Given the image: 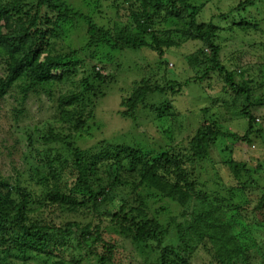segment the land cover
I'll use <instances>...</instances> for the list:
<instances>
[{
  "label": "trees",
  "instance_id": "obj_1",
  "mask_svg": "<svg viewBox=\"0 0 264 264\" xmlns=\"http://www.w3.org/2000/svg\"><path fill=\"white\" fill-rule=\"evenodd\" d=\"M83 1L89 6L86 12L74 10L65 0H0V59L4 67L0 99L10 90L17 97L9 125L13 129L14 125L28 127L26 98L42 94L56 103L60 124L50 125L36 139L26 135L23 158L27 168L14 181L0 174V264H14L9 262L13 256L17 264H29L31 257H43L46 264L50 259L51 264H120V241L113 235L137 246L154 241L162 249L155 261L145 257L143 264H192L196 253L209 257L210 264H264V251L255 235L264 225V186L252 177L257 169L264 171L262 165L248 168L234 159L223 162L237 178L245 170L248 184L260 192L249 207L247 198L233 201L234 188L228 196L202 190L195 169L198 162L209 157L210 146L221 139L247 145L264 141V128L257 127V119L249 111L254 101L243 84L246 81H235V74L242 76V71L225 67L219 60L220 47L215 44L219 32L262 29L264 0H225L234 2L205 21L200 19L205 7L220 0H112L116 16H126L125 23L114 21L112 28L98 25L93 18L102 11V0ZM252 11L260 12L261 17H249ZM80 22L86 25L88 35L82 47L67 41L63 46L56 43L59 36L70 38ZM185 40L198 42L196 51L185 56L188 71L195 72L192 80L202 83L216 74L226 82L224 90L245 97V107L237 108L240 132L212 120L190 139V154L162 147L161 141L157 146L150 144V148L138 142L98 141L95 152L77 145L78 138H84L91 129L97 104L92 98L101 96L102 91H97L98 85L115 79L111 73L103 75L105 65L97 69L92 55L89 60L94 63L88 65L80 51L105 46L119 51L146 48L161 62L168 49ZM159 61L157 67L166 71L167 61ZM150 80L149 76L131 84L120 103L119 115L133 119L148 96L181 90V84L175 88L172 82ZM65 81L71 90L60 86ZM255 99L263 104L264 94ZM222 105L228 111L225 101ZM164 110L170 112V107L166 104ZM230 120L234 121L228 118L227 124ZM93 183L100 189L94 191ZM113 199L118 203L111 207ZM149 199L179 205L181 220L172 218L173 225L164 226L150 211ZM190 201L195 204L189 210ZM156 208V213L169 212L168 205ZM84 211L91 217L87 222L54 221L66 213L79 215ZM172 232L177 247L173 238L162 247Z\"/></svg>",
  "mask_w": 264,
  "mask_h": 264
},
{
  "label": "rangeland",
  "instance_id": "obj_2",
  "mask_svg": "<svg viewBox=\"0 0 264 264\" xmlns=\"http://www.w3.org/2000/svg\"><path fill=\"white\" fill-rule=\"evenodd\" d=\"M65 1L74 10L86 12L89 9V6L84 4L83 0ZM121 1L117 0V3H121ZM112 2V0H102L100 14H94V11H92L91 15L94 14L93 18L98 25L112 28L114 21L125 23L126 16L120 18L117 15L119 17L117 18ZM233 2L225 3V0H220L209 3L201 13L200 19L205 21L210 19L213 14H218L223 10L226 11ZM253 15L261 17V13H256V11L250 12L249 17ZM261 27L260 30L248 32H219L215 38V44L220 47V62L228 69L236 70V72L242 71V76L235 74V81L241 84L246 81L243 84L250 90L253 97L252 101H254L253 107L249 111L256 117L257 127L264 128V103L255 102L257 100L255 98H259L262 93L264 94V24ZM178 29L180 28L178 27ZM66 37L67 35L59 36L55 41L60 46H63V41H67L73 47H82L88 39L86 25L80 22L76 29L71 31L70 38L67 39ZM196 46H198V42L185 40L175 49H168L164 56L165 59L162 60L167 61L166 71L162 66L157 67L156 64L159 61L157 54L146 48L135 51L130 49L119 51L111 50L105 46L88 47L86 50L80 51L81 57L87 59L88 62H85L88 65L94 63L89 60L92 55L96 59L97 69L105 65L106 70L103 75L111 73L115 79L113 83L108 84L107 81H103L102 86L98 85L99 90L97 91L102 90L103 93L101 91V96L92 98V101H95V103L97 101V104L94 117L90 121L91 129L88 134L84 133V138H78L77 145L83 148L91 147V151L95 152L99 149L97 146L98 141L138 142L145 148H150L152 144L157 146V141H161L159 144L162 147L166 145L167 149L174 148L182 153L190 154L188 151L190 139L200 127L202 128L204 124H210L212 120H217L219 123L223 122V127L226 126L236 133L240 132L241 119H237L241 116L238 114L237 110L239 109L237 108L245 107V97H238L233 91L224 90L223 86L226 85V82L222 81L216 74H211V78L202 83L191 79L195 72L192 69L188 71L185 56L193 54L196 51ZM56 49L58 51L60 48L56 47ZM110 53H112L111 56ZM162 61L159 62L162 63ZM3 71L4 67L0 59V76ZM149 76L151 83L164 84L166 81L172 82L175 88L181 84V90L174 93L169 91L148 96L142 105L143 108H139L135 118H123L118 113V110L122 109L120 105L122 98L130 92L131 84L134 81L139 82V80L149 78ZM188 79L191 80L184 85ZM207 83L211 85V88L206 85ZM60 86L71 90L66 81L60 83ZM15 95L16 92L10 90L4 98L0 99V174L10 181H14L16 175L23 173L27 168V161L23 158L28 144L26 135L30 134L36 139L39 134L42 135L47 132L50 125L60 126L57 122L56 103L42 94L40 96L31 95L26 98L27 116L25 126L28 125V127H24L23 124L14 125L15 128H11L8 120L11 118L16 103L15 98L17 97H14ZM224 101L227 103L228 111L222 105ZM166 104L170 107V112L164 110ZM88 109L87 106L85 114ZM173 110L176 112L174 113ZM228 118L234 119V121L230 120L231 122L227 124L226 120ZM25 128H28L27 133H24ZM125 132L126 134H124ZM34 144L39 145V142L35 141ZM229 148L231 151H229ZM230 159L243 162L248 168H254L258 164H261L264 168V141L258 139L247 145L232 139H221L210 146L209 157L198 162L195 167L199 180L202 182L201 188L207 192L217 191L223 196H228V191L234 188L233 201L238 203L241 198H247L249 200L248 207L252 206L257 201L256 194L259 195L260 192L251 188V183L248 184V181H246L247 176L244 175L246 172L241 170L242 168H240V176L235 177L231 168L223 163L224 160ZM252 177L259 186H264V171L262 169H257ZM93 185L94 191L100 189V187H96L95 183ZM157 200L154 202L147 201V205L164 226H172V218L177 221L181 220L179 215L182 209L178 207L179 205L169 200L160 202ZM117 203L118 199H113L111 205H109L113 207ZM194 204L195 201H190L188 209L190 210ZM159 205H168L169 212L159 210L156 213V210H158L156 207ZM84 212L85 214L79 215L78 213L69 215L66 213L55 218L54 221L62 223L68 220L87 222L91 217L87 215L86 211ZM56 214L60 216L58 213ZM105 215L107 214L105 213ZM255 235L256 240L261 242L260 246L264 251V225L263 228L255 230ZM113 236L120 241L121 250H119L118 255L120 264H143L145 257L155 261L162 254V249L157 247L154 241L137 246L116 235ZM171 238L177 241V247L178 240L174 232L166 238L162 247L167 245ZM10 256L8 255L6 258ZM43 259V257H38V260L31 257L29 258V264H46ZM9 262L19 263L14 256L10 258ZM51 262L50 259L48 264H51ZM192 264H210L209 257L203 253H196L193 255Z\"/></svg>",
  "mask_w": 264,
  "mask_h": 264
}]
</instances>
